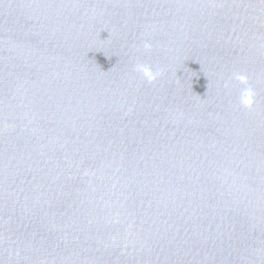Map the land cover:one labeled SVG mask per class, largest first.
<instances>
[{
    "label": "water",
    "instance_id": "water-1",
    "mask_svg": "<svg viewBox=\"0 0 264 264\" xmlns=\"http://www.w3.org/2000/svg\"><path fill=\"white\" fill-rule=\"evenodd\" d=\"M0 264H264V0H0Z\"/></svg>",
    "mask_w": 264,
    "mask_h": 264
},
{
    "label": "clouds",
    "instance_id": "clouds-1",
    "mask_svg": "<svg viewBox=\"0 0 264 264\" xmlns=\"http://www.w3.org/2000/svg\"><path fill=\"white\" fill-rule=\"evenodd\" d=\"M151 46L148 44H145V48L148 49ZM135 71L141 73L145 78L149 80V82H152L156 79V76L158 73H154L153 70L144 64H137L135 66ZM233 79L235 81H238L241 85H244V87L241 88L240 94H239V104L246 108H251L254 105L255 97L254 92L250 86H248V77L244 74H235ZM225 87H229V84L226 83Z\"/></svg>",
    "mask_w": 264,
    "mask_h": 264
}]
</instances>
